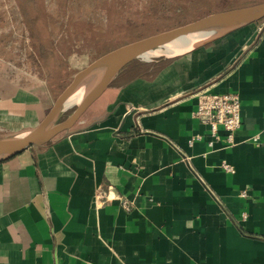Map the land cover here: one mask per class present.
I'll return each mask as SVG.
<instances>
[{"label": "crops", "instance_id": "obj_1", "mask_svg": "<svg viewBox=\"0 0 264 264\" xmlns=\"http://www.w3.org/2000/svg\"><path fill=\"white\" fill-rule=\"evenodd\" d=\"M8 1L0 49L33 45L26 32L46 28H26L25 0ZM138 67L73 131L0 162V264H264V26ZM203 89L240 95L232 141L195 115ZM55 97L0 66V138L34 127Z\"/></svg>", "mask_w": 264, "mask_h": 264}, {"label": "rangeland", "instance_id": "obj_2", "mask_svg": "<svg viewBox=\"0 0 264 264\" xmlns=\"http://www.w3.org/2000/svg\"><path fill=\"white\" fill-rule=\"evenodd\" d=\"M12 1L15 8L18 4ZM259 1L30 0L27 4L25 0L24 26L29 28L28 22L38 20L39 26L46 29L24 31L33 35V45L30 40L21 47L0 49V66L7 69L9 80H18L24 87L43 84L57 97L78 70L114 46L215 11ZM11 4L8 1L9 8ZM17 18L21 20L20 15ZM42 43L47 45L43 48ZM152 62L139 59L124 71L135 64Z\"/></svg>", "mask_w": 264, "mask_h": 264}, {"label": "water", "instance_id": "obj_3", "mask_svg": "<svg viewBox=\"0 0 264 264\" xmlns=\"http://www.w3.org/2000/svg\"><path fill=\"white\" fill-rule=\"evenodd\" d=\"M263 18L264 0L209 13L185 24L122 44L98 56L73 75L45 116L34 127L0 138V162L9 160L29 148L43 147L60 134L73 131L87 110L132 62L139 59H171L184 55ZM198 34L205 35L184 50L174 51L166 47L171 42ZM94 76L95 80L82 101L70 103L72 94L87 78Z\"/></svg>", "mask_w": 264, "mask_h": 264}, {"label": "built area", "instance_id": "obj_4", "mask_svg": "<svg viewBox=\"0 0 264 264\" xmlns=\"http://www.w3.org/2000/svg\"><path fill=\"white\" fill-rule=\"evenodd\" d=\"M259 30L264 26V18L258 21ZM195 115L210 128L211 134L216 135L219 129L226 131L228 141L233 137L242 125L241 120V98L240 95L233 92L214 93L206 89L197 92V109ZM256 139V138H255ZM221 166L227 172H234L235 168L227 161H223ZM242 196L247 192L243 191ZM101 198L108 197L105 192L100 193ZM122 208L127 211L132 209L131 199L120 197Z\"/></svg>", "mask_w": 264, "mask_h": 264}, {"label": "bare ground", "instance_id": "obj_5", "mask_svg": "<svg viewBox=\"0 0 264 264\" xmlns=\"http://www.w3.org/2000/svg\"><path fill=\"white\" fill-rule=\"evenodd\" d=\"M205 34H198L196 36L187 37L184 39H180L174 42H171L166 45L168 49L174 50V51H181L187 48L192 42L196 41L197 39L204 37ZM95 80L94 77L87 78L83 84L72 94L70 98V103H79L82 101L83 97L87 93V90L92 86L93 82Z\"/></svg>", "mask_w": 264, "mask_h": 264}, {"label": "trees", "instance_id": "obj_6", "mask_svg": "<svg viewBox=\"0 0 264 264\" xmlns=\"http://www.w3.org/2000/svg\"><path fill=\"white\" fill-rule=\"evenodd\" d=\"M263 1V0H262ZM260 2V1H259ZM250 4H252V3H250ZM243 6V5H242ZM229 9V8H228ZM222 10H224V9H222ZM204 16V15H203ZM200 17H202V16H200ZM199 18V17H198ZM193 21V20H192ZM190 22V21H189ZM179 26V25H178ZM40 31H42V30H40ZM44 31V30H43ZM150 34H152V33H150ZM150 34H148V35H150ZM146 36V35H145ZM142 37H144V36H141V37H138V38H136V39H134V40H137V39H139V38H142ZM134 40H130V41H127V42H124V43H121V44H119V45H117V46H114V47H112V48H110V49H108V50H106L104 53H106V52H108V51H110V50H112V49H114L115 47H118V46H120V45H122V44H125V43H128V42H131V41H134ZM47 45V43L46 44H44V43H42V47L44 48L45 46ZM49 45V44H48ZM46 49V52H47V50H48V48H45ZM53 52H55L54 50H53ZM45 53V52H44ZM104 53H101L100 55H102V54H104ZM45 54H47V53H45ZM100 55H98V56H100ZM97 56V57H98ZM96 57V58H97ZM139 67L142 69V70H145V69H147V65L145 64V63H140L139 64Z\"/></svg>", "mask_w": 264, "mask_h": 264}]
</instances>
